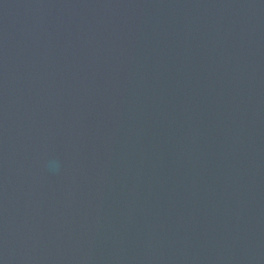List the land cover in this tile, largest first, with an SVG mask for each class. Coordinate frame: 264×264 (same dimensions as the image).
<instances>
[{
	"label": "water",
	"instance_id": "water-1",
	"mask_svg": "<svg viewBox=\"0 0 264 264\" xmlns=\"http://www.w3.org/2000/svg\"><path fill=\"white\" fill-rule=\"evenodd\" d=\"M0 264H264V0H0Z\"/></svg>",
	"mask_w": 264,
	"mask_h": 264
}]
</instances>
